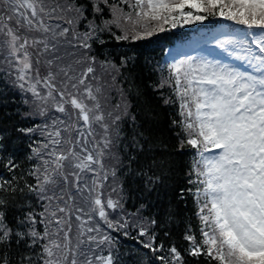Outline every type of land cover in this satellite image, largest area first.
<instances>
[{"label": "snow or ice", "instance_id": "6c2138e0", "mask_svg": "<svg viewBox=\"0 0 264 264\" xmlns=\"http://www.w3.org/2000/svg\"><path fill=\"white\" fill-rule=\"evenodd\" d=\"M0 264H264V0H0Z\"/></svg>", "mask_w": 264, "mask_h": 264}, {"label": "trees", "instance_id": "16d2710c", "mask_svg": "<svg viewBox=\"0 0 264 264\" xmlns=\"http://www.w3.org/2000/svg\"><path fill=\"white\" fill-rule=\"evenodd\" d=\"M164 34H161V36H163Z\"/></svg>", "mask_w": 264, "mask_h": 264}]
</instances>
